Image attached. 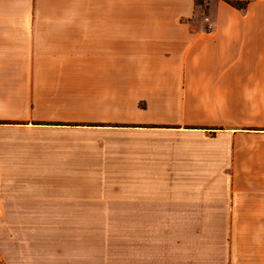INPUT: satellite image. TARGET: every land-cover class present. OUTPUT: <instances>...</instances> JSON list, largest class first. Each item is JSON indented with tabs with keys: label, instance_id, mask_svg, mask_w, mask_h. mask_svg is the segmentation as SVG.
<instances>
[{
	"label": "crops",
	"instance_id": "obj_1",
	"mask_svg": "<svg viewBox=\"0 0 264 264\" xmlns=\"http://www.w3.org/2000/svg\"><path fill=\"white\" fill-rule=\"evenodd\" d=\"M119 1L0 0V264H41V226L264 264V0Z\"/></svg>",
	"mask_w": 264,
	"mask_h": 264
},
{
	"label": "rangeland",
	"instance_id": "obj_2",
	"mask_svg": "<svg viewBox=\"0 0 264 264\" xmlns=\"http://www.w3.org/2000/svg\"><path fill=\"white\" fill-rule=\"evenodd\" d=\"M205 3L203 2V6ZM206 8V6H205ZM121 12L129 11L131 15V0H120ZM26 229V227H22ZM134 228L131 226L114 227H39V243L41 264H48L49 254L59 253L63 256L85 252L93 264H102V256H107L109 264H131L134 261ZM157 229L160 227H149ZM169 235L174 227H167ZM192 229L193 227H185ZM206 228V227H200ZM216 232H221L224 227H212ZM132 229V232H131ZM132 233V235H131ZM156 242L152 241L149 231L147 250L151 253ZM132 249V258H131ZM149 253V256H150ZM136 255L137 251H136ZM101 256V257H100ZM138 258H136L137 260Z\"/></svg>",
	"mask_w": 264,
	"mask_h": 264
},
{
	"label": "trees",
	"instance_id": "obj_3",
	"mask_svg": "<svg viewBox=\"0 0 264 264\" xmlns=\"http://www.w3.org/2000/svg\"><path fill=\"white\" fill-rule=\"evenodd\" d=\"M225 2H227L228 4H230L231 6L235 7V8H243L245 7V3L241 2V1H236V0H223ZM198 3L203 4V0H197Z\"/></svg>",
	"mask_w": 264,
	"mask_h": 264
},
{
	"label": "built area",
	"instance_id": "obj_4",
	"mask_svg": "<svg viewBox=\"0 0 264 264\" xmlns=\"http://www.w3.org/2000/svg\"><path fill=\"white\" fill-rule=\"evenodd\" d=\"M1 204H2V201H1V196H0V212H1Z\"/></svg>",
	"mask_w": 264,
	"mask_h": 264
}]
</instances>
